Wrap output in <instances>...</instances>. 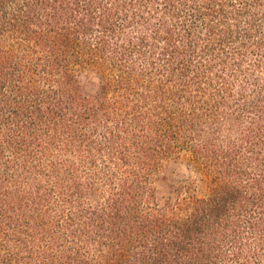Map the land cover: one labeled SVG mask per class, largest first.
Instances as JSON below:
<instances>
[{
  "label": "trees",
  "instance_id": "obj_1",
  "mask_svg": "<svg viewBox=\"0 0 264 264\" xmlns=\"http://www.w3.org/2000/svg\"><path fill=\"white\" fill-rule=\"evenodd\" d=\"M0 264H264V0H0Z\"/></svg>",
  "mask_w": 264,
  "mask_h": 264
},
{
  "label": "rangeland",
  "instance_id": "obj_2",
  "mask_svg": "<svg viewBox=\"0 0 264 264\" xmlns=\"http://www.w3.org/2000/svg\"><path fill=\"white\" fill-rule=\"evenodd\" d=\"M80 83L84 93L98 94L100 91L99 77L92 71L83 72L80 76ZM152 176L156 197L159 201L182 192L186 184L185 180L193 183L197 195L206 193L205 180L183 155L163 160L153 171Z\"/></svg>",
  "mask_w": 264,
  "mask_h": 264
}]
</instances>
